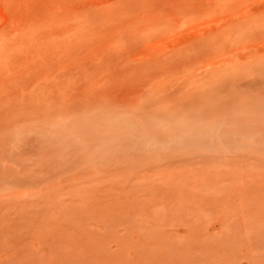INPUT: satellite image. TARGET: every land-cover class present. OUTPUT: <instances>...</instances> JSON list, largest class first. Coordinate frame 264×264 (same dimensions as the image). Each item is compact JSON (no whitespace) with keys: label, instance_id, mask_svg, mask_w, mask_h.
<instances>
[{"label":"rangeland","instance_id":"rangeland-1","mask_svg":"<svg viewBox=\"0 0 264 264\" xmlns=\"http://www.w3.org/2000/svg\"><path fill=\"white\" fill-rule=\"evenodd\" d=\"M0 264H264V0H0Z\"/></svg>","mask_w":264,"mask_h":264},{"label":"bare ground","instance_id":"bare-ground-1","mask_svg":"<svg viewBox=\"0 0 264 264\" xmlns=\"http://www.w3.org/2000/svg\"><path fill=\"white\" fill-rule=\"evenodd\" d=\"M260 3V2H259Z\"/></svg>","mask_w":264,"mask_h":264}]
</instances>
